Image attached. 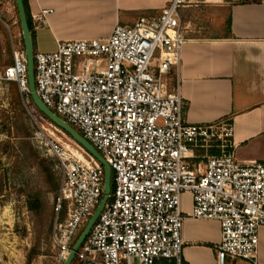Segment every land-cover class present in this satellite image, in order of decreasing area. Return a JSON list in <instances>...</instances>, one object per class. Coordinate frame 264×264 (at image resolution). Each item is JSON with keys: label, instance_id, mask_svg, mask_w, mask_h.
I'll return each mask as SVG.
<instances>
[{"label": "built area", "instance_id": "1", "mask_svg": "<svg viewBox=\"0 0 264 264\" xmlns=\"http://www.w3.org/2000/svg\"><path fill=\"white\" fill-rule=\"evenodd\" d=\"M200 4L173 0L159 16L117 25L108 38L66 41L53 53L34 52L39 99L114 174V190L73 264H185L187 219L220 224L217 264H259L264 159H236L227 121L188 124L179 83H170L188 42L181 10ZM49 13L33 16L34 30ZM12 55L4 79L31 98L25 46L13 44ZM48 147L60 170L52 240L56 263L64 264L102 202L105 170L79 146L50 141ZM185 194L192 196L190 214L182 210Z\"/></svg>", "mask_w": 264, "mask_h": 264}, {"label": "crops", "instance_id": "2", "mask_svg": "<svg viewBox=\"0 0 264 264\" xmlns=\"http://www.w3.org/2000/svg\"><path fill=\"white\" fill-rule=\"evenodd\" d=\"M172 1L28 0L34 52L53 53L66 41L108 38L117 25L131 26L143 16H159ZM0 7L16 30L17 46H23L15 6L11 0H0ZM42 10L51 13L41 28L34 30L33 16ZM181 16L189 27L188 42L181 51L179 68H173L171 74L185 101L187 123L208 126L227 121L233 129L236 159L242 163L262 161L264 0H201L198 7L181 10ZM192 209V196L185 194L182 210L190 214ZM186 221L202 225L183 229L185 264H217L220 224ZM228 264L250 263L228 260ZM259 264H264V228L259 232Z\"/></svg>", "mask_w": 264, "mask_h": 264}, {"label": "rangeland", "instance_id": "3", "mask_svg": "<svg viewBox=\"0 0 264 264\" xmlns=\"http://www.w3.org/2000/svg\"><path fill=\"white\" fill-rule=\"evenodd\" d=\"M11 5L16 8L15 0ZM10 25L6 11L0 12V264H57L58 251L52 240L53 187H59L60 170L48 143L78 146L31 98L22 97L16 83L4 79L6 68L13 64V44L17 47L16 30ZM170 77L175 87V76ZM111 188L113 192L114 174ZM35 201L41 209L32 211ZM199 225L202 223L184 221L183 229ZM211 225L215 232L216 224Z\"/></svg>", "mask_w": 264, "mask_h": 264}, {"label": "water", "instance_id": "4", "mask_svg": "<svg viewBox=\"0 0 264 264\" xmlns=\"http://www.w3.org/2000/svg\"><path fill=\"white\" fill-rule=\"evenodd\" d=\"M15 3H16L18 16H19L23 42H24L25 52H26L27 61H28V80H29V88L31 92L32 102L34 103L35 107L46 118H48L53 124H55L58 128L64 131L68 136H70V138H72V140L79 147H81L88 155L97 159L103 165L104 170H105L104 197L102 199V202L100 203L99 207L96 209L95 213L91 217L89 223L87 224L81 236L78 238L77 242L75 243L74 247L72 248L70 252L69 257L64 263V264H73L78 250L85 242L92 227L96 223L97 219L99 218L100 214L104 210L109 200V196L112 191V188H111L112 172H111V168L109 167V165L104 161V159L99 155V153L75 129L69 126L61 118L56 116L39 99L36 93V90H35L34 46H33L32 32L29 27L28 17H27L25 5H24V0H15Z\"/></svg>", "mask_w": 264, "mask_h": 264}, {"label": "trees", "instance_id": "5", "mask_svg": "<svg viewBox=\"0 0 264 264\" xmlns=\"http://www.w3.org/2000/svg\"><path fill=\"white\" fill-rule=\"evenodd\" d=\"M24 5H25L27 17H28L29 27H30L31 32H33V27H32L31 18H30V12H29L28 0H24ZM12 63H13V61H12ZM49 174H50V172H46L45 175L49 176ZM58 188H59L58 185L54 184L53 191L56 192L55 198H56L57 193H58ZM31 209H32V211H36L37 209L40 210L41 204L39 203V201H35L34 204L31 205Z\"/></svg>", "mask_w": 264, "mask_h": 264}]
</instances>
